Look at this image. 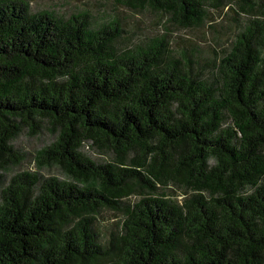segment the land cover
Instances as JSON below:
<instances>
[{
	"label": "trees",
	"instance_id": "trees-1",
	"mask_svg": "<svg viewBox=\"0 0 264 264\" xmlns=\"http://www.w3.org/2000/svg\"><path fill=\"white\" fill-rule=\"evenodd\" d=\"M115 5L162 31L0 0V264H264V0ZM208 6L224 38L178 46ZM45 131L36 166L63 179L14 171Z\"/></svg>",
	"mask_w": 264,
	"mask_h": 264
},
{
	"label": "rangeland",
	"instance_id": "rangeland-1",
	"mask_svg": "<svg viewBox=\"0 0 264 264\" xmlns=\"http://www.w3.org/2000/svg\"><path fill=\"white\" fill-rule=\"evenodd\" d=\"M32 10L34 12L42 10L54 11L60 15L69 16L75 12L88 11L96 19H101V14L107 11L110 14L119 15L126 22L127 29H130L135 40L141 37L143 34H150L152 31L159 29L152 22L154 16L146 14L135 13L128 9H125L120 6L115 5V0H29ZM209 19L207 20V25L202 30H178L172 27L173 38L177 41L178 46H188L189 43H195L203 53H207L209 43L216 37L214 34H205L206 29L213 32L214 29L219 30L218 35L223 39L226 35L228 25L231 23V17L234 15L231 11L225 10L221 12L215 7L208 6ZM215 27L214 29L210 27ZM162 31V28L159 29ZM222 42L219 40V45ZM53 140V137L47 132H43L36 137H31L27 132H24L15 142L16 147L26 155L25 162L20 166L14 169L15 172H20L24 170L38 171L44 176H58L63 179L64 175L61 170L52 167L48 169L39 170L35 163V153L43 148L44 146L50 144ZM85 151L90 155L94 160L99 162H106L111 160V154H102L97 149H92L89 147L85 148ZM136 200V197L133 198ZM101 219L106 226L110 225L112 221H118L120 217L114 216L110 212H104L101 216Z\"/></svg>",
	"mask_w": 264,
	"mask_h": 264
}]
</instances>
